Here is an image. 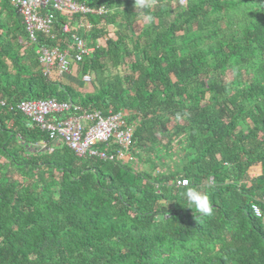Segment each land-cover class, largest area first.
I'll list each match as a JSON object with an SVG mask.
<instances>
[{
    "label": "trees",
    "instance_id": "trees-1",
    "mask_svg": "<svg viewBox=\"0 0 264 264\" xmlns=\"http://www.w3.org/2000/svg\"><path fill=\"white\" fill-rule=\"evenodd\" d=\"M76 1L106 13H56L33 43L0 0V264H264V0ZM74 33L90 93L36 56ZM50 99L124 113L134 162L78 158L17 108ZM193 186L211 216L184 199Z\"/></svg>",
    "mask_w": 264,
    "mask_h": 264
},
{
    "label": "built area",
    "instance_id": "built-area-1",
    "mask_svg": "<svg viewBox=\"0 0 264 264\" xmlns=\"http://www.w3.org/2000/svg\"><path fill=\"white\" fill-rule=\"evenodd\" d=\"M12 5L23 18L29 40L33 43H38L41 34L54 38L52 31L56 13L69 17L70 21L74 16L106 13L103 8L93 9L76 0H12ZM79 28L89 31L92 26L74 23L71 27L70 24H66L63 32L71 34L72 30ZM91 52L92 49L87 46L85 40L74 33L71 43L67 46L40 45L36 49V56L41 73L51 79L54 75L61 78L72 75L73 66L82 63ZM82 81L90 84L91 77L83 76ZM17 108L51 140H59L78 158L134 162L131 149L135 128L128 125L124 113L103 116L99 111L86 112L80 107L59 103L53 99L22 102ZM72 113L75 114L71 115ZM182 181L185 180L177 182L178 187L189 185ZM210 183H213V179ZM257 208L260 210V215H257L255 210ZM252 210L257 218H262V211L257 205H252Z\"/></svg>",
    "mask_w": 264,
    "mask_h": 264
},
{
    "label": "clouds",
    "instance_id": "clouds-1",
    "mask_svg": "<svg viewBox=\"0 0 264 264\" xmlns=\"http://www.w3.org/2000/svg\"><path fill=\"white\" fill-rule=\"evenodd\" d=\"M157 3V0H135V8L141 10H150ZM147 20H152L151 15H146ZM182 183L187 184L188 181H182ZM184 199L192 206L195 210L203 215L211 216L214 212V206L211 197L199 190L197 186L189 187L186 189L184 194ZM257 215H260V210L255 209Z\"/></svg>",
    "mask_w": 264,
    "mask_h": 264
},
{
    "label": "rangeland",
    "instance_id": "rangeland-1",
    "mask_svg": "<svg viewBox=\"0 0 264 264\" xmlns=\"http://www.w3.org/2000/svg\"><path fill=\"white\" fill-rule=\"evenodd\" d=\"M113 30H114V28H110V32L112 33L113 32ZM65 79L64 81L66 82V83H69L70 82V80L71 79H66L65 77H62V79ZM82 81H80L79 79L77 80V83H81ZM89 88V89H88ZM82 89H85V90H90V91H92V86H91V84H87V83H83V86H82ZM159 155V157L161 156L160 155V153H158ZM261 173V168H258L254 173H253V175L254 176H258L259 174Z\"/></svg>",
    "mask_w": 264,
    "mask_h": 264
},
{
    "label": "crops",
    "instance_id": "crops-1",
    "mask_svg": "<svg viewBox=\"0 0 264 264\" xmlns=\"http://www.w3.org/2000/svg\"><path fill=\"white\" fill-rule=\"evenodd\" d=\"M65 78L67 79H71L70 82L75 84V88L78 89L79 91L81 92H88L90 93L91 91L90 90H85V89H82V86L81 84L79 85V83H77V80L79 79L78 76H74L73 74L72 75H68V76H65ZM62 79V78H61ZM63 81L65 80L64 78L62 79ZM80 80V79H79ZM73 81V82H72ZM82 81V80H81ZM65 82V81H64ZM89 89V88H88Z\"/></svg>",
    "mask_w": 264,
    "mask_h": 264
}]
</instances>
